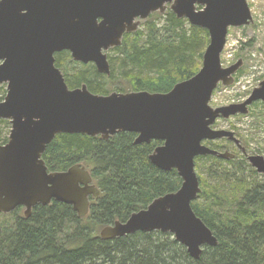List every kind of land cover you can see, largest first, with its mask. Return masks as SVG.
<instances>
[{
  "label": "water",
  "instance_id": "water-1",
  "mask_svg": "<svg viewBox=\"0 0 264 264\" xmlns=\"http://www.w3.org/2000/svg\"><path fill=\"white\" fill-rule=\"evenodd\" d=\"M168 10L209 33L202 67L192 78L167 93L99 95L87 85L68 87L56 54L69 52L73 61L94 64L100 74L110 76L108 52L152 14ZM252 23L247 0H0V85H7L0 119L11 124L8 142L0 145V213L23 207L30 218L34 207L56 201L86 217L90 197L101 194L90 172L81 164L49 172L43 160L47 147L59 134L108 140L134 133L136 145L162 142L150 161L162 171L176 170L182 185L126 222L103 228L100 237L170 233L196 261L203 247H217V237L192 207L202 192L195 160L212 156L231 161L236 155L205 142H234L264 177L262 156L248 155L234 132L213 128L219 119L247 115L254 103H264V81L243 103L210 106L220 83L231 86L243 66L241 59L229 67L222 64L230 28Z\"/></svg>",
  "mask_w": 264,
  "mask_h": 264
},
{
  "label": "trees",
  "instance_id": "trees-1",
  "mask_svg": "<svg viewBox=\"0 0 264 264\" xmlns=\"http://www.w3.org/2000/svg\"><path fill=\"white\" fill-rule=\"evenodd\" d=\"M142 24L145 31L139 28L125 34L122 45L110 50L114 53L108 55L110 76L90 65L66 75L65 62L72 57L68 52L56 54V66L68 87L87 85L94 94L108 95L106 81L115 84L119 76L127 87L115 92L167 93L199 72L209 44L207 30L178 19L171 10L164 15L154 13ZM4 99L5 95L0 97V103ZM8 128L9 123L0 119V145L8 142ZM136 138L134 133H120L108 140L57 135L43 155L48 171L63 172L84 165L101 194L90 197L89 214L84 218L71 206L56 201L34 207L30 218L21 214L23 207L10 214L0 213V264H264V179L251 168L246 156L237 154L231 161L212 156L195 160L201 171L202 192L192 207L219 242L217 247H203L199 260L192 259L170 233L102 239L99 232L103 228L126 222L182 185L176 170L162 171L150 161L162 142L136 145ZM221 141L226 144H205L229 151L231 142Z\"/></svg>",
  "mask_w": 264,
  "mask_h": 264
},
{
  "label": "rangeland",
  "instance_id": "rangeland-1",
  "mask_svg": "<svg viewBox=\"0 0 264 264\" xmlns=\"http://www.w3.org/2000/svg\"><path fill=\"white\" fill-rule=\"evenodd\" d=\"M247 2L251 9L253 23L245 27L230 28L227 44L222 54V64L224 67H229L237 63L240 59L243 60V66L235 75V82L231 86H224L222 84L218 86L210 102V106L213 108L243 103L251 95L252 91L264 81V0H247ZM160 23H163L162 19ZM140 30L145 31L146 27L142 24ZM108 55L113 56L114 53L109 51ZM65 65L64 71L66 75L69 76L75 71L84 70V66H95L94 64L75 62L72 58L71 60L67 59ZM116 79L115 84L106 81L108 84L107 89H109L111 93L117 91L116 89L119 87H127L125 80L121 79L119 76H116ZM0 87H3V92L0 93V97L4 95L6 97L7 85H0ZM6 121L9 123V128L5 134L7 133L6 135L9 137L11 124L8 120ZM213 128L234 132L236 138L241 141V145L246 149L248 155H259L264 158L263 102L254 103L250 107L247 115L234 116L228 120L219 119ZM214 143L219 145L226 144L221 140ZM228 147L230 152L240 156L243 155L236 145L228 143ZM229 168H231V166H229ZM247 169L248 167L245 168V170ZM196 172L198 176H201V171L197 168ZM259 177L264 179L260 174ZM24 211L25 210L21 212L22 215ZM7 221L11 223L12 218L8 217ZM172 239H175L173 235Z\"/></svg>",
  "mask_w": 264,
  "mask_h": 264
},
{
  "label": "flooded vegetation",
  "instance_id": "flooded-vegetation-1",
  "mask_svg": "<svg viewBox=\"0 0 264 264\" xmlns=\"http://www.w3.org/2000/svg\"><path fill=\"white\" fill-rule=\"evenodd\" d=\"M125 36V35H124ZM112 50V49H111ZM229 141V140H228ZM232 144H234L235 145V143L234 142H232V141H230ZM24 209V208H23Z\"/></svg>",
  "mask_w": 264,
  "mask_h": 264
}]
</instances>
